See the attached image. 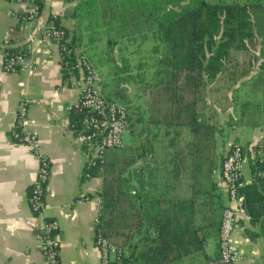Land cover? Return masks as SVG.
Returning <instances> with one entry per match:
<instances>
[{
    "label": "crops",
    "instance_id": "1",
    "mask_svg": "<svg viewBox=\"0 0 264 264\" xmlns=\"http://www.w3.org/2000/svg\"><path fill=\"white\" fill-rule=\"evenodd\" d=\"M207 1L264 4V0ZM139 2L142 0H47L43 11L56 18L76 52L92 64L101 69L109 56L116 60L118 53L123 60H135V71L145 80L133 86L136 104L145 112L144 122L135 123L144 132L134 135L129 121L126 133L130 144L121 146L131 151L128 167L118 159L117 148L105 153L113 155V161L108 162L113 177L129 178V228L120 238L128 244L117 242L119 249L125 255L139 254L156 239H184L188 226L200 229L197 235L203 237L202 248L184 252L171 243L164 263L209 264L218 254L220 224L216 222H221L225 203L220 176L224 154L233 143L250 147L264 139V35L258 38L257 55L246 67L232 55L225 70L201 89L186 82V73H178L174 85L166 78L154 83L164 77L153 68L162 56V45L160 52H154L157 43L149 34L155 32L156 24L147 17L148 7ZM24 8L0 0V264H45L36 238L40 219L28 201L38 158L30 147L11 136L22 97L29 99L27 127L50 161L45 214L58 222L60 264H100L94 243L99 224L94 219L101 221L102 197L98 192L105 176L98 169L93 172L94 168L89 177L84 175L87 148L82 135L70 127L67 110L76 103L78 89L70 87L62 75L57 46L39 36L28 47L31 69L2 70L5 49L27 47L33 24L21 21ZM147 39H151L149 50H143L141 44ZM232 63L237 65L235 70ZM101 76L103 96L115 100L118 96L108 87V76ZM245 163L249 177L242 168V185L253 180L252 161ZM136 195L145 199L141 201ZM133 205L138 213L135 218ZM219 205L222 208H217ZM258 230V223H252L242 207L234 232L242 256L238 264H262L263 239L249 237V231Z\"/></svg>",
    "mask_w": 264,
    "mask_h": 264
},
{
    "label": "trees",
    "instance_id": "2",
    "mask_svg": "<svg viewBox=\"0 0 264 264\" xmlns=\"http://www.w3.org/2000/svg\"><path fill=\"white\" fill-rule=\"evenodd\" d=\"M142 2L149 9L147 17L156 24L153 36L157 45L154 47V52H160V44L162 45V58H157L153 68L158 74H164V77L154 83L164 82L166 78L167 83L174 85L177 82V74L186 73V82L191 83V87L194 84L201 89L207 81L216 79L218 74L225 70L231 61L233 51L247 50L248 44L253 39L262 38L264 35L262 31L264 4L259 2L244 4L207 0H142ZM230 65L232 70H235L234 67L237 65L234 63ZM80 116L77 110L72 109L69 112V125L76 128ZM127 167L128 165L125 164L124 168ZM250 168L252 182L240 187L243 196L242 207L251 222L258 223V231H249L250 239L255 240L260 237L264 242V177L257 175L261 169L259 162H252ZM105 170L113 173L112 165H106ZM95 171L97 168H94L93 172ZM108 176L110 175L104 178V186L98 192L102 197V214L98 229L102 237L117 246V253L110 264L140 262L165 264L171 243L178 244L184 252L202 248L203 237L197 235L200 229H187V226L184 239H156L152 241L154 242L152 245L147 244L140 250L139 254H123L117 242H120V245L128 244L127 239L120 240V238L123 230L129 228V178L119 176L117 180L113 176L109 178ZM136 196L141 201L145 199L142 195ZM217 208L222 206L219 205ZM133 210L132 214L135 218L138 213L134 205ZM216 223L220 224V220ZM166 249L169 250L167 254H165Z\"/></svg>",
    "mask_w": 264,
    "mask_h": 264
},
{
    "label": "built area",
    "instance_id": "3",
    "mask_svg": "<svg viewBox=\"0 0 264 264\" xmlns=\"http://www.w3.org/2000/svg\"><path fill=\"white\" fill-rule=\"evenodd\" d=\"M11 4L23 5V23H32L33 30L26 38L27 47L3 52L2 70L13 72L18 69L33 67L29 56V48L38 37L51 40L60 54V67L68 85L78 89V99L74 105L68 106V113L75 109L81 114L78 126L73 130L82 135L87 148V159L84 175L90 176V170L97 168L103 171L105 153L109 149L122 146L124 134L129 129V116L124 104L107 99L102 94V76L84 54H78L71 45L67 30L55 17H48L43 6L47 0H7ZM79 2L81 0H71ZM29 99L22 97L18 101L14 125L11 129L12 139L27 145L38 158V170L34 181L29 186L28 201L32 213L40 219L36 238L45 264H60L58 253V222L45 214V194L49 179L50 161L42 153L35 133L27 127V110ZM259 162L261 169L258 176L264 177V139L250 147L240 143L230 145L220 164V176L225 190V203L218 236V254L209 264H238L242 258L234 232L242 211V195L240 193L241 174L245 161ZM94 223H100L99 218ZM94 243L100 253V264H110L117 253V247L102 237L96 226Z\"/></svg>",
    "mask_w": 264,
    "mask_h": 264
},
{
    "label": "rangeland",
    "instance_id": "4",
    "mask_svg": "<svg viewBox=\"0 0 264 264\" xmlns=\"http://www.w3.org/2000/svg\"><path fill=\"white\" fill-rule=\"evenodd\" d=\"M143 35H145V33H142ZM150 38L154 39L153 33H150ZM151 39H147L144 42H142L141 47L146 50H149L148 45H150L151 43ZM139 41V40H138ZM137 41V42H138ZM257 41L258 39L255 38L252 40L251 43L248 44V49L247 50H241V51H233L232 55L235 57V60H237V62L239 60H242V62H238L240 64H242L244 67L247 66L248 62H251V58L255 57L257 55ZM156 42V40H155ZM140 47V49H142ZM131 49H133V46H131ZM96 53V49L94 50ZM142 51V50H141ZM123 55H127L126 52H122ZM119 54H116V57H118L116 60H114L113 58H111L109 56V58L106 60L105 64L100 65L101 69L99 68L98 64H92L95 68H97V70L100 72V74L102 73L103 76H108L107 81H108V87L110 89H113L114 91H116L117 96L115 97L114 101H117L121 104H124L127 108L128 111V115L129 118L133 125L132 131H134V135L135 132L138 131L137 135L142 136L144 130L143 127L139 128L137 126V124L135 123L136 120H138L139 124L140 122H144L145 118H144V108L142 106H138L137 100L135 99L134 95H133V86L134 83L136 82V84L138 82H145L144 79H141V76L139 75V71L136 72L135 71V66L137 64H135V60H133L132 58L130 60H123L120 56H118ZM233 57V58H234ZM132 60V62H131ZM127 61V62H126ZM137 67V66H136ZM104 68V70H103ZM149 73V72H148ZM131 75V76H130ZM140 78V79H138ZM144 85V84H143ZM145 87V86H143ZM128 88H130V90H132V92H128ZM140 109V110H139ZM138 127V128H137ZM130 144V140H129V135L128 133L124 134L123 136V140H122V145L123 146H127ZM113 151V150H112ZM115 152L118 153V159L120 160H124V163L128 165V160H129V156H131V151L127 148H123V147H119L117 149H115ZM113 161V155H107L105 156V165H104V169L102 171V173L104 174V176L106 177L107 175L109 177L113 176V173H110L109 170H105L106 165H108V162ZM243 170L245 173V177H249V165L248 163L243 164ZM119 167V166H118ZM114 244V243H113ZM115 245V244H114ZM116 246V245H115Z\"/></svg>",
    "mask_w": 264,
    "mask_h": 264
}]
</instances>
